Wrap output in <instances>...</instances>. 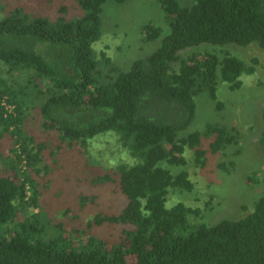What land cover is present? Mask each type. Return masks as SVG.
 Listing matches in <instances>:
<instances>
[{
	"label": "trees",
	"instance_id": "1",
	"mask_svg": "<svg viewBox=\"0 0 264 264\" xmlns=\"http://www.w3.org/2000/svg\"><path fill=\"white\" fill-rule=\"evenodd\" d=\"M74 1L84 15L73 21L32 17L19 8L0 19V140L13 141L15 173L0 176V264H264V191L248 215L216 225L193 222L198 210L182 202L168 206L171 189L193 190L189 173L175 172L186 166L188 149L204 166L203 139L213 154L235 140L218 124L186 134L196 98L217 99L222 83L240 89L241 78L259 64L225 50L187 59L180 53L205 44L264 49V0H160L169 31L144 26L143 40L160 44L127 71L105 53L100 60L93 47L102 37L104 5L127 0ZM34 111L69 148L87 151L91 140L113 132L128 152L130 161L93 179L114 183L126 199L119 213H100L90 222L123 226L117 243L95 237L79 242L41 216L29 168L37 170L42 152L24 129ZM90 203L93 197L81 196V209Z\"/></svg>",
	"mask_w": 264,
	"mask_h": 264
},
{
	"label": "rangeland",
	"instance_id": "2",
	"mask_svg": "<svg viewBox=\"0 0 264 264\" xmlns=\"http://www.w3.org/2000/svg\"><path fill=\"white\" fill-rule=\"evenodd\" d=\"M178 2L182 5L191 3L189 0ZM16 8L32 17L50 20L63 16L66 21H73L84 15L74 0H5L0 3V19ZM62 8L63 12L60 11ZM102 19V37L93 46L95 55L101 60V54L105 53L122 71L129 70L135 60L150 56L160 44V39L148 43L143 40L144 26L153 23L161 27L165 35L169 31L160 0H127L123 4L110 1L104 5ZM223 50L245 60L257 58L256 71L241 78L242 87L238 90L232 91L222 83L218 87L217 99L208 94L198 96L196 117L186 134L203 131L207 124H218L232 131L235 140L223 151L213 154L207 139H203L206 151L204 166H199L194 152L188 149L186 166L177 168L175 172L186 170L194 184L193 190L171 189L168 197V206L182 202L198 210V214L191 217L193 222L208 225L245 217L264 191V147L261 143L264 129V49L257 45H231L220 49L205 44L187 49L180 55L181 59H187L196 52ZM104 71L110 76L115 74L105 65ZM42 122V117L34 111L26 116L24 124L27 135L34 139V145L42 152L37 170L29 168L37 185L41 216L52 225H60L66 236H77L79 242L95 237L117 243L123 226H98L90 222L100 213H119L126 199L114 183L95 184L93 179L121 162L130 161L128 152L113 132L91 140L87 151L76 146L69 148L57 131L45 130ZM12 147L11 137L0 140V176L14 177L15 173L10 171ZM81 196L93 197L94 203L81 209Z\"/></svg>",
	"mask_w": 264,
	"mask_h": 264
},
{
	"label": "built area",
	"instance_id": "3",
	"mask_svg": "<svg viewBox=\"0 0 264 264\" xmlns=\"http://www.w3.org/2000/svg\"><path fill=\"white\" fill-rule=\"evenodd\" d=\"M4 105H5V103H4ZM6 106V109L8 110V111H11V107H9V106H7V105H5Z\"/></svg>",
	"mask_w": 264,
	"mask_h": 264
}]
</instances>
